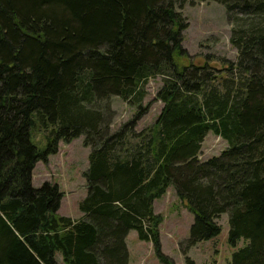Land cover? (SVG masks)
I'll use <instances>...</instances> for the list:
<instances>
[{
  "label": "trees",
  "instance_id": "1",
  "mask_svg": "<svg viewBox=\"0 0 264 264\" xmlns=\"http://www.w3.org/2000/svg\"><path fill=\"white\" fill-rule=\"evenodd\" d=\"M186 1L0 0V264H130V230L177 264L154 210L170 186L194 214L185 250L219 235L228 213L230 243L244 239L232 264H264V0H214L238 50L222 68L180 61ZM157 76L163 107L137 130ZM113 96L137 105L115 130ZM209 132L228 146L201 160ZM82 135L91 151L76 219L58 213L59 184L36 187L32 175Z\"/></svg>",
  "mask_w": 264,
  "mask_h": 264
},
{
  "label": "rangeland",
  "instance_id": "2",
  "mask_svg": "<svg viewBox=\"0 0 264 264\" xmlns=\"http://www.w3.org/2000/svg\"><path fill=\"white\" fill-rule=\"evenodd\" d=\"M181 10L188 21L183 45L189 55L181 58L182 63L204 64L207 61L217 68H222L223 58H237L238 50L232 42L233 25L223 4L214 0H187ZM162 84L161 76L149 79L143 101V106L148 105L149 108L138 121L137 130L152 124L161 111L163 102L156 98V93ZM111 102L115 112L112 130H115L133 117L137 112V105L130 104L118 96L111 97ZM34 135L36 141L43 146L46 142L43 134L38 132ZM227 146L226 140L209 132L199 157L206 160L213 155H219ZM90 151L91 147L84 144L83 135L69 142L61 140L58 152L49 155L47 161L37 162L33 170V184L36 187L49 180L57 182L65 192L58 210L60 215L68 214L76 219L84 215L79 209V202L88 193L84 172L89 168ZM154 210L163 217L160 224L162 249L177 264H186L187 255L198 264H232L233 253L244 245V239L236 245L230 243L229 214L223 213L218 219L222 226L219 235L185 250L194 214L180 201L174 186H170L161 198L154 201ZM128 239L126 237L133 264H163L154 253L153 243L140 240L136 230L130 232Z\"/></svg>",
  "mask_w": 264,
  "mask_h": 264
},
{
  "label": "crops",
  "instance_id": "3",
  "mask_svg": "<svg viewBox=\"0 0 264 264\" xmlns=\"http://www.w3.org/2000/svg\"><path fill=\"white\" fill-rule=\"evenodd\" d=\"M86 196H87V194H86ZM86 196H85V197H86ZM85 197H84V198H85ZM64 215L69 216L68 214H64ZM82 216H83V215H82ZM82 216H81V217H82ZM81 217H79V218H81ZM79 218H78V219H79ZM131 231H132V230H131ZM131 231H130V232H131ZM130 232H129L128 235H127V239H128V236H129ZM137 236H138V233H137ZM128 240H129V239H128ZM127 242H128V241H127ZM150 243H151V242H150ZM127 244H128V249H129V252H130V264H133V258H132V254H131V250H130L129 242H128ZM58 257L60 258V255H58Z\"/></svg>",
  "mask_w": 264,
  "mask_h": 264
}]
</instances>
